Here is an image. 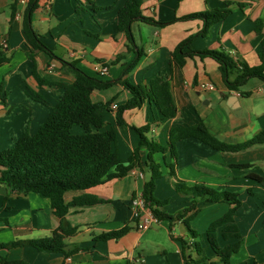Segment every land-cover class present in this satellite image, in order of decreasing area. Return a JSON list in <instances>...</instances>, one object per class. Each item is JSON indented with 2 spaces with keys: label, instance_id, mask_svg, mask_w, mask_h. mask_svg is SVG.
Returning a JSON list of instances; mask_svg holds the SVG:
<instances>
[{
  "label": "crops",
  "instance_id": "1",
  "mask_svg": "<svg viewBox=\"0 0 264 264\" xmlns=\"http://www.w3.org/2000/svg\"><path fill=\"white\" fill-rule=\"evenodd\" d=\"M34 0L35 9L28 14L30 24L41 42L52 53L32 50L22 30V20L30 0H16V13L11 18L14 0H0V46L4 47L9 62L0 66L3 82L0 102V151L11 148L28 131L33 135L47 119L51 107L60 99L63 88L73 82L71 66L87 75L117 81L120 78L133 85L146 87L155 78L170 83L176 106L173 117L161 118L155 106L146 100L140 108L121 114L125 126H118L116 113L130 93L119 83L105 90L94 91L91 100L111 102L103 111L102 131L113 129L116 140L112 145L120 161L126 162L139 144V135L132 129L150 126L146 138L166 146L172 128H185L202 123L208 133L226 144L245 142L264 131V81L248 79L237 90L227 89L218 64L211 58H186L179 69H171L170 58L176 47L196 34L202 27L198 19L175 21V18L225 8L233 2L231 13L210 27L205 36L193 39L188 48L194 51L223 52L239 67H258V54L264 36V0H144L142 16L167 25H151L134 21L130 25L134 47L128 49L126 35L117 32V13L126 0ZM246 5L239 8L234 3ZM79 6V10L76 7ZM263 28L256 33V21ZM135 66L127 74L122 72L137 56ZM31 55L33 61L30 59ZM118 58V59H117ZM104 64V65H103ZM56 85H39L32 75ZM102 68L106 69L100 75ZM209 84L210 88H202ZM116 105V108L112 106ZM75 133H80L74 128ZM175 177L168 176L166 163L172 162L169 151L154 153L162 177L157 179L154 197L167 200L162 208L174 215L195 201L197 214L190 220V228L198 234L192 237L182 221L159 220L145 230L139 229L140 218L130 201L141 193L150 173L146 159L148 150L140 148L138 164L121 178L104 181L86 190L105 202L91 207L71 208L65 221L77 228V233L65 240L64 252L41 253L32 247L0 249V257L23 264H186L185 258L206 262L195 264H223L214 255L206 239V230L224 215L229 205L194 200L175 190L174 183L185 186L204 185L216 191L238 195L241 201L236 211L235 224L240 234L238 251L230 257V264H264V143L237 153H223L194 138H185L175 145ZM250 168L243 169L241 166ZM256 175L260 180L250 177ZM71 199L66 196V202ZM9 207V209H6ZM0 244L16 240L28 241L49 237L59 227L48 199L35 194L12 195L4 202L0 186ZM128 227L118 239L95 240L99 235ZM217 239L221 247L235 238ZM180 240L185 242V248ZM199 243L201 254L195 244ZM72 245L79 250L65 253Z\"/></svg>",
  "mask_w": 264,
  "mask_h": 264
},
{
  "label": "trees",
  "instance_id": "2",
  "mask_svg": "<svg viewBox=\"0 0 264 264\" xmlns=\"http://www.w3.org/2000/svg\"><path fill=\"white\" fill-rule=\"evenodd\" d=\"M86 1L90 2L94 9H97L93 2L90 0ZM143 1L126 0L117 13V32H123L126 35L128 49L134 47L133 37L130 32L132 22L141 21L158 26L170 23H158L151 18L142 16L140 6ZM232 4L233 2L228 1L225 8L193 13L182 18H175L172 21L193 19L202 21L200 31L181 42L172 52L170 58L172 70L175 68L180 69L184 65L186 58L197 56L201 59L211 58L218 64L224 84L229 90H237L250 78L264 81V36L261 40V49L258 54L260 61L258 67H247L245 65L239 67L223 52L212 50L194 51L190 48L183 52L184 47H187L193 39L198 36H205L212 25L225 19L231 13L230 6ZM234 4L239 8L246 6L238 2ZM35 7L36 3L34 0H30L22 20L23 33L32 50H41L53 56V53L44 46L40 36L30 24L28 14ZM76 10H79V6L76 7ZM15 13L16 0L11 4V18L14 17ZM262 28V22L260 20L256 21V33H259ZM136 54L137 56L134 60L123 70L122 76L133 69L141 55L140 50H136ZM29 57L33 61L31 55ZM9 60L10 58L6 56L4 47L0 46V66L8 63ZM70 66L74 80L67 85H58L63 88V94L55 106L51 107L47 119L33 135L25 131L11 148L0 151V186L4 191V202H8L13 194L17 196L35 194L48 199L54 215L60 220L59 227L49 237L28 241L16 240L7 244H0V249L29 246L41 253L64 252L66 248L65 240L77 233V228L70 226L65 221L69 210L71 208L91 207L104 203V200L85 191L102 184L104 181L125 176L130 169L139 165L138 152L140 148L148 150L146 164L150 177L148 181L144 182L141 191L147 209L150 210L157 221H182L188 233L192 237H198V234L190 228V220L198 212L195 201L176 214L168 215L162 210L168 201H160L154 197L155 182L162 177V171L160 165L153 160V154L157 152L164 154L169 151V157L172 162L166 163V168L169 169L167 175L175 177L173 161L175 162L176 160L175 145L178 141L185 138H194L219 152L237 153L263 144L264 131L245 142L226 144L211 136L200 122L185 128H172L168 134L167 145L164 147L146 138L145 134L148 133L150 126L132 127L139 135L138 148L126 162H122L112 148L116 140L115 131L112 128L102 131L105 125L103 111L109 109L111 102L95 103L91 100V94L94 91L108 89L114 83L122 85L130 93V98L125 104L118 107L116 123L118 126H125L126 124L121 118L122 112L140 108L146 100L155 106L161 118L173 117L176 114V106L171 94L170 83L158 77L151 80L148 86L143 87L133 85L122 78L117 81H109L99 76H90L77 69L74 65ZM32 75L39 85L49 87L56 85L40 78L34 66ZM2 91L3 82L0 83V102H3L6 98L5 93L1 95ZM74 128H78L80 133H75L73 131ZM241 168L247 169L250 166L243 165ZM250 177L260 180L259 177L253 174ZM174 187L178 193L192 197L194 200L209 203L225 202L229 205L228 211L209 225L206 230V239L218 260L223 264H230V257L238 251L240 246V234L235 224L236 211L241 204L238 195L227 191L219 192L199 184L187 187L181 181L175 182ZM67 195L71 196L69 202H66ZM6 209H9V207ZM0 220L6 223L5 218ZM218 229H221L222 238L233 237L236 241L221 247L217 239ZM128 230V227H123L118 231L99 235L95 240L118 239L126 234ZM180 241L183 248H185V242L183 240ZM78 250L79 247L77 245H72L65 254L71 255ZM195 250L197 254H201L199 243L195 244ZM185 261L186 264H195L206 262L208 259L201 258L199 261H195L186 257ZM0 264H23V262L8 261L0 257Z\"/></svg>",
  "mask_w": 264,
  "mask_h": 264
},
{
  "label": "built area",
  "instance_id": "3",
  "mask_svg": "<svg viewBox=\"0 0 264 264\" xmlns=\"http://www.w3.org/2000/svg\"><path fill=\"white\" fill-rule=\"evenodd\" d=\"M52 1V0H48ZM106 72L105 68H102L100 71V75H103ZM211 85L204 84L202 85V88H210ZM113 108H116V105L112 106ZM130 205L136 210L138 213V217L140 218L139 222V229L145 230L150 227L153 223H156V219L153 217L152 213L149 209H147L145 202L142 198L141 193H137L133 196V198L130 201Z\"/></svg>",
  "mask_w": 264,
  "mask_h": 264
}]
</instances>
